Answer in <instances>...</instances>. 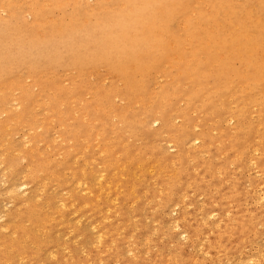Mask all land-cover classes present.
<instances>
[{
	"label": "bare ground",
	"instance_id": "1",
	"mask_svg": "<svg viewBox=\"0 0 264 264\" xmlns=\"http://www.w3.org/2000/svg\"><path fill=\"white\" fill-rule=\"evenodd\" d=\"M0 14V264H264V211L246 209L264 201V0H0ZM157 188L160 226L193 251L180 260L135 259L159 246L129 223Z\"/></svg>",
	"mask_w": 264,
	"mask_h": 264
},
{
	"label": "rangeland",
	"instance_id": "2",
	"mask_svg": "<svg viewBox=\"0 0 264 264\" xmlns=\"http://www.w3.org/2000/svg\"><path fill=\"white\" fill-rule=\"evenodd\" d=\"M89 2H91V1H89ZM71 8H72V6H71V4H69V5H67L64 8L63 12L64 13H69L71 11ZM52 17L60 18L61 17V12L59 10H57V9H54L52 11ZM3 18H5L4 14H0V19H3ZM235 66H237V65H235ZM169 72H170V74H169L170 76L164 78L165 79L164 83H169L170 78L174 74V71H173L172 68L169 69ZM97 79H99V83H100L97 86L100 87V88H103V87L106 88L107 85H109L110 83H114L115 82V80L112 77H107V75H105V74H103V75L93 74V75H91V77H89V82L90 83H94V82H96ZM24 82H25L26 86L29 89H31L32 92L36 91V89L29 87L30 86V81L29 80H25ZM89 98H90V96H85L84 97L85 101H89ZM211 134L213 136L217 135V133L215 131H212ZM170 152H172V150H170ZM253 154H257V152H255ZM225 155H226L225 152L222 150L220 152V154L217 155L216 159L221 161V159L223 157H225ZM231 157H232V155H231ZM21 168H25L24 164H21ZM249 174L250 173H245L244 178L240 179L241 184H244V183L247 182ZM19 178L21 179V177H19ZM19 178L17 179V182L20 184L22 182H19L20 181ZM157 190L159 192L157 194L158 197L154 200L153 205L151 207H149V208H146V210L140 211L135 217L132 216L130 218V222L129 223L130 224H132V222L134 224L140 223L144 228L147 229L146 230L147 236L153 238V243L156 242V244H158L159 246H155V245L151 244L150 246L147 247V246H145V242L142 241L140 244L137 245V252H136L137 254L135 255V257H136L135 259L136 260H140V261L142 259H148L151 255H155L159 250H161V252L163 254H165V256H169V257L170 256H174L175 258L178 257V259L180 260L182 258H185V257L191 255L193 251H190L187 247H185L183 245V239H184L183 237L184 236L182 237V235H180V232H181L180 229L171 230L168 227L165 228L164 225L160 226L159 221H160V219L163 218V216L159 214L160 213L159 211H157V205H158L159 202H161L162 198H161V190L158 189V188H157ZM19 192H22V190L21 191L19 190ZM79 194L84 196L85 192L80 191ZM203 200L204 199H203L202 196L196 197V203L197 204H201L203 202ZM247 203L248 204L246 206V209L248 211H252V210H257V211L258 210H263L264 211V201L263 200L260 203V205H261L260 208H256L255 207V209H253L251 202L247 201ZM190 212H192V207H187L185 216L189 218L190 217V214H189ZM169 215L171 217H173V216L176 215V212L173 211ZM80 221H81L82 225H86L87 221H84L82 219ZM260 229H263V228L260 227ZM59 239H60V243L63 242V243L70 244V240H69L68 236H66V235H62L61 234L59 236ZM261 244H264V236L261 237L259 246ZM179 247H182L181 251L179 250ZM129 248H131V250H129L130 251V255L131 254L133 255L134 252H135V251L132 250L133 247H129ZM171 252L174 253V254H171ZM248 253H249V251H248ZM128 254H129V252H128ZM128 254L126 253L124 255V257H129Z\"/></svg>",
	"mask_w": 264,
	"mask_h": 264
}]
</instances>
